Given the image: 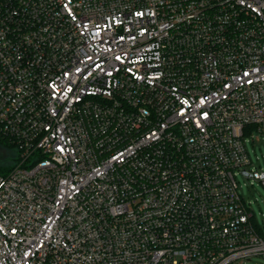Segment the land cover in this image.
I'll return each instance as SVG.
<instances>
[{"label": "built area", "instance_id": "2783aa9c", "mask_svg": "<svg viewBox=\"0 0 264 264\" xmlns=\"http://www.w3.org/2000/svg\"><path fill=\"white\" fill-rule=\"evenodd\" d=\"M0 264L264 258V0H0Z\"/></svg>", "mask_w": 264, "mask_h": 264}, {"label": "rangeland", "instance_id": "374dc122", "mask_svg": "<svg viewBox=\"0 0 264 264\" xmlns=\"http://www.w3.org/2000/svg\"><path fill=\"white\" fill-rule=\"evenodd\" d=\"M246 150L252 163L248 169L264 170V139H251L249 135L244 137ZM15 153L10 152L0 146V160L6 164H14ZM239 183L238 192L244 203L248 206L250 213L253 214L252 221L259 231H264V186L257 180L244 179L237 176ZM230 264H264V258L253 256L251 260H238Z\"/></svg>", "mask_w": 264, "mask_h": 264}, {"label": "trees", "instance_id": "16d2710c", "mask_svg": "<svg viewBox=\"0 0 264 264\" xmlns=\"http://www.w3.org/2000/svg\"><path fill=\"white\" fill-rule=\"evenodd\" d=\"M0 146L4 149L9 150L10 152H13V154L16 152L13 145L9 142V140L2 136L0 134ZM12 168V165L6 164L4 160H0V173H5L6 171L10 170Z\"/></svg>", "mask_w": 264, "mask_h": 264}]
</instances>
